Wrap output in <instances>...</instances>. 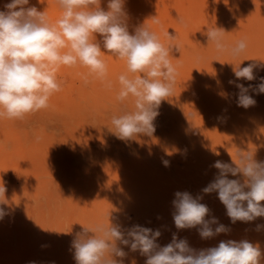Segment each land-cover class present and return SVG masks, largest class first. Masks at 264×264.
Masks as SVG:
<instances>
[{
    "label": "rangeland",
    "instance_id": "1",
    "mask_svg": "<svg viewBox=\"0 0 264 264\" xmlns=\"http://www.w3.org/2000/svg\"><path fill=\"white\" fill-rule=\"evenodd\" d=\"M8 1L0 0V10H4ZM36 1H40L34 3L37 9L44 10L50 23L55 24L62 14L57 0ZM190 1L202 14L218 4L216 0ZM154 3L157 14L172 22V0H154ZM251 6L256 8V2H251ZM257 6V10L264 8ZM227 25L224 40L230 49L238 42L233 36L238 23ZM174 39H163L162 44L180 48L178 51L173 48L178 56L170 57L177 81L172 98L161 102L154 121L155 131L150 136L122 141L110 130L113 116L134 110L133 98L117 100L118 76L127 73L111 53L103 60L113 82L112 89L91 78L85 84L82 78L87 72L85 68L62 66L56 74L61 91L51 96L46 109L23 120L0 119V187L6 188L5 201L0 207L8 213L0 219V264H75L70 250L75 235L83 226L109 224V216L125 230L133 225L159 229L160 246L168 244L174 233L186 238L197 250L216 246L227 235L228 239H247L258 244L264 252V227L256 228L264 226V217L251 223L231 224L217 194L201 191L218 172L212 167L216 160L231 162L232 157L235 161L241 151L255 153L257 160H264V105L258 109L256 103L245 109L238 107L236 101L229 102L235 90L229 81L235 79L233 68L238 66V59L229 51L218 52L205 39H199L202 43L196 42L197 39H182L185 47L179 43L180 37H176L177 44ZM245 43L246 49L240 57L248 56L253 48L250 41ZM255 63L264 66L259 61ZM260 71L259 76L264 74V69ZM190 82L194 83L192 87ZM220 93L223 97L228 95L224 99ZM229 178L238 177L229 175ZM177 191L201 196L210 216L228 225L230 232L203 240L196 229H176L172 201ZM22 199H26L27 206ZM12 201L15 208H11ZM32 218L46 219L49 227L43 230L24 227L31 225ZM124 251L127 253L124 264H145L146 257L138 251L132 252L127 247Z\"/></svg>",
    "mask_w": 264,
    "mask_h": 264
},
{
    "label": "clouds",
    "instance_id": "2",
    "mask_svg": "<svg viewBox=\"0 0 264 264\" xmlns=\"http://www.w3.org/2000/svg\"><path fill=\"white\" fill-rule=\"evenodd\" d=\"M57 0L62 15L50 23L45 11L28 6L29 0H10L0 10V119L23 120L49 106L54 93L61 91L57 79L60 67H82L84 83L100 81L107 89L113 82L108 78V66L101 58L102 51L126 62L131 73L118 76V101L133 98L134 110L111 119V132L122 141L155 131L154 121L161 102L172 94L176 68L169 57L173 48L165 47L154 32L142 25L130 31L126 0ZM222 28L207 29V41L218 52L229 51L239 56L246 43L241 40L230 49L224 41ZM100 39H97V37ZM246 61V60H245ZM242 63V62H241ZM235 66L233 73L238 89L236 103L245 109L256 101L250 90L264 94V77L258 84L247 86L236 81H255L257 63ZM237 160H216L218 170L214 179L201 191L216 193L226 209L231 224L251 223L264 217V160L255 153L241 151ZM167 166V161L164 162ZM232 177H238L230 179ZM6 188L0 187V203L5 201ZM187 191L174 193L173 222L178 230L196 229L203 240L230 232V227L210 216L209 207ZM8 213L0 207V219ZM107 225L82 227L71 241L70 250L75 264H124L127 247L146 257L145 264H262L264 252L258 244L242 240H221L218 245L194 249L186 238L173 234L172 240L160 246L159 229L133 225L128 229L110 219ZM262 225H257L259 230ZM123 246V247H121Z\"/></svg>",
    "mask_w": 264,
    "mask_h": 264
},
{
    "label": "bare ground",
    "instance_id": "3",
    "mask_svg": "<svg viewBox=\"0 0 264 264\" xmlns=\"http://www.w3.org/2000/svg\"><path fill=\"white\" fill-rule=\"evenodd\" d=\"M6 1V0H5ZM47 0H43L42 2H46ZM198 1V0H197ZM205 1V0H204ZM209 0H206V2ZM218 1V4L216 3V5L210 9L209 13H205L202 14V10L199 11V9L197 10V8L195 7L196 5L191 2L190 0H172L171 3V7L173 9V24L172 22H166L161 16H159L156 12V7H155V3L154 0H126V11L129 14V19H128V23H129V28L130 31L133 29L134 26L137 25H142L144 23V26L149 28L152 32L155 33V35L157 36V38L159 39V41L162 43L163 39H165L166 41H169L170 39H174L173 42H176V37H180L181 38V42L179 41V43H182L185 47V44L183 42L184 41H189V40H195L197 39L196 42H198L199 39H205L207 42V45L209 44V46H215L214 43L212 41H207V37H206V31L207 29H215L216 27L222 28L224 31V33H226L228 31V22H233V23H238V28L236 29V32H233V36L237 38V41H241L243 40L244 42H251V44H253V48L250 50V53L248 54V56H242L240 57L237 56L236 58L237 60V65L239 66V64L241 63L240 67H244L247 66L250 63H255L257 61H259V63L264 64V8H262L261 10H257L258 6L257 5H262L264 6V0H238L236 3H233L232 0H216ZM9 2V1H8ZM35 2H37L36 0H29V5L28 6H35ZM40 2V1H38ZM37 2V3H38ZM200 2V1H198ZM205 2V3H206ZM251 2H256V8H252L251 6ZM204 3V4H205ZM5 4V3H4ZM39 4V3H38ZM208 4V3H207ZM206 4V5H207ZM3 6V5H2ZM46 6V5H45ZM101 7L105 8L107 7V0H102L101 3ZM206 7V6H205ZM260 8V7H259ZM202 9V8H201ZM207 9V8H206ZM205 10V8H204ZM61 13V12H60ZM62 15V14H61ZM172 15V14H171ZM170 15V16H171ZM172 17V16H171ZM171 21V20H170ZM221 29V31H223ZM235 31V30H232ZM231 31V33H232ZM97 39H100V37L98 36ZM179 39V38H178ZM183 39V40H182ZM180 40V39H179ZM190 41V42H191ZM200 41V40H199ZM225 41V40H224ZM172 42V43H173ZM201 42V41H200ZM192 43V42H191ZM202 43V42H201ZM170 44V42H169ZM177 44V42L175 43ZM206 45V47H208ZM178 47V45H176ZM252 47V46H251ZM205 48V47H204ZM178 49H180L178 47ZM205 51V49H204ZM173 52V51H172ZM209 53V52H208ZM110 53L107 52H103L102 51V59H105ZM174 54V52L172 53ZM220 54V53H219ZM176 57L178 55L174 54ZM171 57V55H170ZM169 57V59H170ZM217 57V56H216ZM120 65L125 66V70L127 75H131V73H128L127 71V66H126V62L123 60L118 59ZM230 60H232L230 58ZM246 60V61H245ZM257 60V61H256ZM106 61V60H104ZM258 64V63H257ZM213 65V64H212ZM68 68V67H67ZM230 68V67H229ZM69 69V68H68ZM72 69V68H71ZM198 69V68H197ZM196 69V70H197ZM264 69V66H262V68L260 70ZM259 69L255 70V74L257 76V79L255 81H246V80H240V81H236V83H243L245 84V86H247L249 83L255 85L258 84L260 82L259 78L264 77V74H260L259 76V72L261 73ZM124 72V71H123ZM198 72V71H197ZM264 72V71H262ZM119 73V71H118ZM193 74V73H191ZM72 75V74H71ZM192 76V75H191ZM231 76V75H230ZM234 76V73H233ZM232 77V76H231ZM230 77V78H231ZM206 78H208L206 76ZM233 78V77H232ZM189 79V78H188ZM92 80V79H91ZM233 80L235 81V79L233 78ZM232 80V81H233ZM177 81V80H176ZM175 81V82H176ZM190 81V80H188ZM91 82V81H90ZM191 82H193L191 80ZM190 82V83H191ZM194 83H191V87ZM79 85V84H78ZM77 86V85H76ZM89 86V85H88ZM189 86V87H190ZM87 87V86H86ZM232 87H235V84H233ZM90 88V87H89ZM234 92L231 93V96L229 98V102L232 103L234 101H236V94L238 92V89L235 87L234 88ZM72 91V90H71ZM177 91V90H176ZM77 92V91H76ZM210 92V90H208V93ZM73 93H75L73 91ZM228 93V92H227ZM226 93L225 97L228 95ZM93 94V93H92ZM213 94V93H212ZM221 94V95H220ZM219 96H222L223 94L220 93ZM250 94L253 95L255 101H256V107H258V109L260 108L261 103H264V94H262V96L260 94H256L254 90H250ZM102 95V94H101ZM216 96V94H213ZM230 95V94H229ZM208 96H210L208 94ZM224 96V95H223ZM222 96V97H223ZM75 97V96H74ZM78 97V96H77ZM170 98H172V96H169ZM168 97V98H169ZM201 97V96H200ZM225 97H223L225 99ZM234 97V98H233ZM80 98V97H79ZM82 98V97H81ZM219 98V97H217ZM221 98V97H220ZM223 98L220 100L222 101ZM102 99V98H101ZM189 99V98H188ZM187 99V100H188ZM191 99V98H190ZM204 99V98H202ZM228 99V98H227ZM78 100V99H77ZM212 100V98H211ZM210 100V101H211ZM215 100V99H214ZM166 101V100H165ZM168 101V100H167ZM171 101V100H170ZM173 101V100H172ZM186 101V100H185ZM194 101V100H193ZM207 101L208 98H207ZM217 101V99H216ZM219 101V102H220ZM108 102V101H107ZM164 102V101H163ZM162 102V103H163ZM169 102V101H168ZM183 102V101H182ZM187 102V101H186ZM196 102V101H195ZM82 103V102H81ZM92 103V102H91ZM175 103V102H174ZM191 103V102H190ZM225 104V102H223ZM165 104V103H164ZM185 104V103H183ZM167 105V104H166ZM171 105V104H170ZM168 105V106H170ZM173 105V104H172ZM178 106V105H177ZM168 109V108H167ZM166 109V110H167ZM82 113V112H81ZM97 113V112H96ZM175 113V112H174ZM53 115V114H52ZM104 115V114H103ZM173 115V114H172ZM34 116V115H33ZM46 116V115H45ZM168 116V115H166ZM175 116V115H174ZM186 116V115H185ZM183 116V117H185ZM40 117V116H39ZM203 117V116H202ZM56 118V117H55ZM190 118V117H189ZM95 119V118H94ZM111 120V119H110ZM159 120V118H158ZM232 120V119H231ZM230 120V123H231ZM234 120V119H233ZM165 121V120H164ZM169 122V121H168ZM234 122V121H233ZM159 123V122H158ZM177 124V123H176ZM231 125H229L230 127ZM41 127V126H40ZM39 127V128H40ZM234 127V126H233ZM7 128V127H6ZM198 128V127H197ZM31 129V128H30ZM28 129V130H30ZM33 129V128H32ZM31 129V130H32ZM228 129V128H227ZM35 130V129H33ZM37 130V129H36ZM35 130V131H36ZM38 131V130H37ZM192 131V130H191ZM29 132V131H28ZM235 132V131H234ZM35 134V133H34ZM33 134V135H34ZM155 134V133H154ZM229 134V133H228ZM234 134V133H233ZM30 135V133L28 134ZM158 135V134H157ZM187 135V134H186ZM32 136V135H31ZM23 137V136H22ZM33 137V136H32ZM147 137V136H146ZM193 137V136H192ZM32 139V138H31ZM260 139V138H259ZM164 141V140H163ZM29 142V141H28ZM189 143V142H188ZM198 143V142H197ZM260 143V142H259ZM27 145V144H26ZM1 147V146H0ZM204 147V146H203ZM10 148V147H9ZM232 148V147H231ZM204 149V148H203ZM223 149V148H222ZM243 149V148H242ZM8 150V149H7ZM202 151V150H201ZM214 151V150H213ZM231 151V150H230ZM233 151V150H232ZM239 151V150H238ZM211 152V151H209ZM221 153V152H220ZM45 162V161H44ZM46 163V162H45ZM44 164V163H43ZM45 166V164H44ZM22 195V194H21ZM20 195V196H21ZM19 196V194H18ZM17 196V197H18ZM24 196V195H23ZM16 197V196H15ZM16 199V198H14ZM18 199V198H17ZM20 200V197H19ZM23 200V199H22ZM26 200V199H24ZM23 200V201H24ZM15 201V200H14ZM12 201L13 205H11V208H15V202ZM18 201V200H16ZM27 201H24V205H26ZM11 203V204H12ZM19 203V202H18ZM17 203V204H18ZM21 203V202H20ZM19 203V204H20ZM28 204V202H27ZM31 205L33 203H30ZM9 206V204H8ZM14 206V207H13ZM22 206V205H21ZM27 206V205H26ZM34 206V205H33ZM6 207V206H5ZM18 207V205H17ZM21 208V207H20ZM34 208V207H33ZM18 209V211H17ZM16 209L17 212L19 211V207ZM35 209V208H34ZM13 210V209H11ZM26 210V208H25ZM29 210V209H28ZM36 210V209H35ZM34 210V213L36 212ZM45 210V209H44ZM15 211V210H13ZM17 212H14V215L17 214ZM45 212V211H44ZM13 214V213H12ZM19 214V213H18ZM36 214V213H35ZM29 216V215H28ZM37 216V215H35ZM19 217V215H18ZM22 217V216H21ZM20 217V219H21ZM32 217V216H31ZM34 217V216H33ZM38 217V216H37ZM25 218V217H24ZM36 218V217H35ZM33 222L31 223V225L29 224H25L23 225L24 227H31L35 230L37 229H47L49 227L46 219H40L38 218L37 220H35L34 218ZM30 221V218L28 219ZM17 221V220H16ZM22 222V221H21ZM229 236L225 235V240H229L228 239Z\"/></svg>",
    "mask_w": 264,
    "mask_h": 264
}]
</instances>
